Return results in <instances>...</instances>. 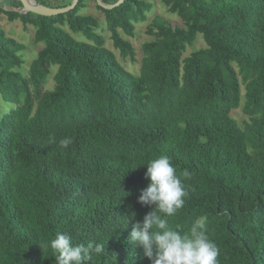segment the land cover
<instances>
[{"label": "trees", "instance_id": "trees-1", "mask_svg": "<svg viewBox=\"0 0 264 264\" xmlns=\"http://www.w3.org/2000/svg\"><path fill=\"white\" fill-rule=\"evenodd\" d=\"M4 1L0 14L32 25L43 46L23 73V45L0 27V95L10 105L0 114V264H58L49 243L57 232L104 246L87 264H151L128 238L152 210L138 198L150 183L146 163L160 154L178 175L191 173L169 225L188 235L205 222L218 264H264V0H161L182 25L152 19L137 75L104 46L98 20L79 14L86 0L51 17ZM150 7L96 5L122 58L135 52L118 30L130 36ZM197 35L206 47L183 58ZM238 108L242 127L231 116ZM65 136L73 143L62 148Z\"/></svg>", "mask_w": 264, "mask_h": 264}, {"label": "clouds", "instance_id": "clouds-1", "mask_svg": "<svg viewBox=\"0 0 264 264\" xmlns=\"http://www.w3.org/2000/svg\"><path fill=\"white\" fill-rule=\"evenodd\" d=\"M50 143H55L54 137ZM72 143L71 136L59 141L62 148ZM146 164L145 178L150 183L141 190L138 202L152 210L142 222L133 224L129 241L142 248L143 257L151 264H218L220 249L209 238L205 222L194 221L188 235L169 225V218L185 204L188 192L184 181L191 178V173L185 169L178 175L171 157L166 154H160ZM49 243L57 254L58 264H87L93 253L99 255L105 251L103 245L92 242L73 244L71 237L62 232H57Z\"/></svg>", "mask_w": 264, "mask_h": 264}, {"label": "rangeland", "instance_id": "rangeland-1", "mask_svg": "<svg viewBox=\"0 0 264 264\" xmlns=\"http://www.w3.org/2000/svg\"><path fill=\"white\" fill-rule=\"evenodd\" d=\"M144 1L151 6L150 10L145 12L146 19L144 21L132 23L133 30L130 36L125 35L120 29L118 30L122 38L127 40L132 45L135 52L134 61H131L129 57L122 58L119 54V51L113 47L112 41L110 39V32L108 31L106 26L104 14L96 8L95 0H86V7L80 9L79 11V14L91 15L98 20L99 25L95 30L96 34L102 37V39L104 40V46L115 55L116 60L120 63V65H122L124 69L134 75L138 74L141 59L143 57L141 51L142 44L153 40V36L147 34L146 32V28L151 23L152 19L155 17H159L165 20L171 26L182 25L180 19L176 15L171 14L168 9L162 4L161 0ZM49 2L56 3L58 2V0H49ZM0 3L5 4V1L0 0ZM0 27L3 29V31H5L8 37L13 38L16 42L23 45V50L19 53L22 64L21 67L18 68V70L26 73L29 64L36 57L37 52L43 46V43L34 42V27L32 25H23L19 20L8 22L3 14H0ZM64 29L75 39L85 41L84 37L81 34L72 33L66 26H64ZM205 47L206 44L201 35H197L194 43L186 48V51L183 54V58L189 56L193 51ZM55 70V67L51 68V72L44 85V90H51L53 88L54 82L52 80V76ZM8 106L10 105L5 103L0 95V114L5 112ZM231 116L240 127L243 126L244 121H247V117L245 114H243L241 108L233 110L231 112Z\"/></svg>", "mask_w": 264, "mask_h": 264}, {"label": "water", "instance_id": "water-1", "mask_svg": "<svg viewBox=\"0 0 264 264\" xmlns=\"http://www.w3.org/2000/svg\"><path fill=\"white\" fill-rule=\"evenodd\" d=\"M21 6L20 13H31L38 16L51 17L71 12L77 5L78 0H71L70 4L60 8H52L43 6L36 3L34 0H29L32 4L28 3V0H17ZM124 0H117L114 4H105L102 0H95L97 6L105 10H111L121 5Z\"/></svg>", "mask_w": 264, "mask_h": 264}, {"label": "bare ground", "instance_id": "bare-ground-1", "mask_svg": "<svg viewBox=\"0 0 264 264\" xmlns=\"http://www.w3.org/2000/svg\"><path fill=\"white\" fill-rule=\"evenodd\" d=\"M27 2H28V3H30V4H32V2H31V1H29V0H28Z\"/></svg>", "mask_w": 264, "mask_h": 264}]
</instances>
